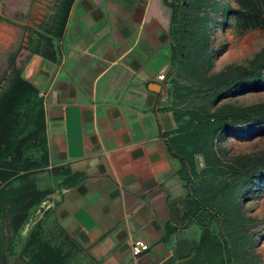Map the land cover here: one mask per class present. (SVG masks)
Segmentation results:
<instances>
[{
	"label": "crops",
	"instance_id": "obj_1",
	"mask_svg": "<svg viewBox=\"0 0 264 264\" xmlns=\"http://www.w3.org/2000/svg\"><path fill=\"white\" fill-rule=\"evenodd\" d=\"M165 1L69 0L62 13L37 4L23 33V77L43 103L45 169L60 187L49 199L87 264H187L199 239L186 237L190 221L175 210L191 183L167 109ZM17 34L1 21L0 45ZM136 241L147 245L137 257Z\"/></svg>",
	"mask_w": 264,
	"mask_h": 264
},
{
	"label": "rangeland",
	"instance_id": "obj_2",
	"mask_svg": "<svg viewBox=\"0 0 264 264\" xmlns=\"http://www.w3.org/2000/svg\"><path fill=\"white\" fill-rule=\"evenodd\" d=\"M39 1L32 3L35 6L32 7L33 11L29 12V18L35 16L37 4L42 5ZM179 1V12L183 18L182 31H190L191 27L187 26L191 25L195 27L194 32L197 34L193 39L184 33L188 38H185L187 42L182 44L190 43L189 49L179 46L180 56L175 61L170 59L165 81L167 91L172 92L168 96V105L177 116L179 122L177 131L188 132L193 139L192 143L197 147L195 150L200 152V155L193 159L196 171L189 173L192 183L190 195L199 199L201 207L207 214L213 212L211 207L217 210L215 213L217 223L214 224V221L211 225L212 228L217 226V231L210 233V243L217 244L214 237L216 235L224 237L228 245L226 255L230 264H264V179L249 177L240 184H233L228 193L221 192L235 169L264 152V121L218 128L217 122L210 119L232 110L264 105V68L259 71L261 87H255L250 83H238L216 94L205 83L207 79L218 76L229 67L247 68L257 54H264V30L250 31L242 36L235 35L230 13L235 6L230 0ZM1 3L0 18L13 25L18 34L12 44L0 45V87L4 85L9 75L8 63L12 60L16 65H22L27 60V52L22 49L25 43L22 39L28 24L29 9L27 0L26 3L21 0H1ZM164 4L166 5L165 2ZM226 4L231 8L226 9ZM183 37L178 36V41ZM213 95L215 97L210 98ZM42 106L43 103L38 99L23 106L20 120L8 137L10 147L0 152V227L7 225L4 219L5 212L17 202L13 199L22 193L20 190L22 184L25 187L35 186L40 190L51 189L52 194L60 188L53 184L51 176L43 167V152L40 148L26 149L20 167L7 164L9 153L14 150L17 142L39 127L42 122ZM198 140L199 144L196 143ZM23 174L33 175L29 180L27 178L24 180L20 177ZM24 190L27 192V189ZM49 196L42 202L49 208L38 207L32 211L18 237L10 241L11 251L2 246L3 239H0V259L1 256L4 257L8 264H27V260L23 263L21 252L34 223L45 211H50V223L47 227L54 229L53 227L57 225ZM190 228L192 231H189L186 237L195 238L193 230L199 233V228L195 225H191ZM2 233L5 235V230L3 232L0 230V235ZM213 251L209 250V253ZM68 253L70 260L68 264H87L83 254L75 251ZM205 258L206 261L203 262L200 258L193 264H209L208 258ZM31 262L40 264L37 258Z\"/></svg>",
	"mask_w": 264,
	"mask_h": 264
},
{
	"label": "trees",
	"instance_id": "obj_3",
	"mask_svg": "<svg viewBox=\"0 0 264 264\" xmlns=\"http://www.w3.org/2000/svg\"><path fill=\"white\" fill-rule=\"evenodd\" d=\"M67 1L69 0H63L62 6L59 8L61 13L66 9L64 4L67 5ZM230 2L235 6L234 10H230L233 20L232 30L235 35L242 36L250 31L264 30V0H230ZM165 3L166 7L168 6L171 10L168 38L170 43V59L171 61H175L180 56L179 46L189 49L190 43L182 44L183 42H187L185 41V38H188L187 36H189L194 39L197 33L194 32L195 27L191 25L187 26L191 27L190 31H182L181 25H183V18L179 12V0H166ZM1 5L2 3L0 0V8ZM230 8L231 6L227 5L226 9ZM0 20L2 21L3 19L0 18ZM184 33L187 36H185ZM180 35H183L184 37L181 41H178V36ZM51 45H53V43L49 42L48 47ZM8 67L9 75L4 85L0 87V152L6 151L10 147L8 137L14 126L20 120V111L23 106L32 102L34 99L41 100L42 102V99L38 96V91L23 77L24 64L16 65L14 61L11 60L8 63ZM262 68H264V54H257L247 68L240 66L229 67L225 72L218 76L211 77V79L209 78L210 80L207 79L205 83L208 84L216 94L223 92L238 83H250L255 87H261L259 71ZM167 94V101L169 103L168 96H170L172 92L167 91ZM214 97L215 95L210 98ZM167 109L173 111L169 105ZM41 117L42 122L39 127L21 138L17 142L14 150L9 153L7 164L20 167L21 163H23L22 156L26 149L40 148V151L43 152V167H47L43 106L41 109ZM175 118L177 121L175 152L184 158L186 163L184 172L187 175L189 169L190 173L196 171L194 169L193 159L195 156H199L200 152L195 150L197 147L192 143L193 139L189 136L188 132L177 131L179 128V122L177 116H175ZM210 119H212V122H217V126L216 123L214 126L218 128L229 125H242L264 121V105L247 109L232 110L226 114H219L218 116L210 117ZM196 143L199 144L200 140ZM183 146H185V152L182 151ZM187 148H189V152L187 151ZM64 170L65 169L62 170L63 173L67 172ZM18 171L24 172L25 170ZM16 172L17 171H15V173ZM19 175H21V173ZM31 175L33 174H23L20 177L24 178V180H26V178L29 180ZM249 177H255L259 180H262V178L264 179V152L259 157L252 158L246 163H243L239 168L235 169L234 173L230 176V181L225 184L221 192L227 191L228 193L233 184H240ZM68 180H63L61 185L66 184L64 182H68ZM186 182L191 183L188 178L186 179ZM67 185L69 184L67 183ZM20 188L22 193L13 199L17 202L11 205L9 210L5 212L6 216L4 219L7 221V225H1L0 227L1 232L4 230L6 232L5 235H3V233L0 235V239H3L1 241L2 246H6V250L8 251H11L10 241L12 242L18 237L21 229L27 224L32 211L38 207L41 208V203L52 194L51 189L40 190L35 188V186L25 187L24 184H22ZM24 189H27V192ZM211 209L213 212L207 214L205 209L201 207L200 201L196 196H188L183 199L180 204L176 203L175 205L176 212L181 213L182 218H188L190 225H195L200 230L199 239L197 241L189 242L190 246L188 250L192 254V257L191 259L189 258L187 264H193L195 263V260L198 261L200 258L201 261L204 262V260L206 261L205 257L208 258L209 264H230L226 255L228 245L224 237L220 234L218 236L216 235L214 237L217 240V244L216 242H211L212 244L210 243V233H216L217 231V226L216 228H212L211 225H213L214 221V224H216L218 220L217 215L215 216L217 210L212 207ZM50 215V211H45L42 217L38 219L30 229V232L26 237L25 247L21 252L23 263L27 260V264H32L31 260L37 258L39 261L38 263L40 264H68L70 261L68 251H75L83 254L77 243L71 240L58 225H55L53 227L54 229H49L47 227L50 223ZM185 244L187 243L185 242ZM209 250L214 251L209 253ZM0 262L1 264H8L6 259L2 256Z\"/></svg>",
	"mask_w": 264,
	"mask_h": 264
},
{
	"label": "flooded vegetation",
	"instance_id": "obj_4",
	"mask_svg": "<svg viewBox=\"0 0 264 264\" xmlns=\"http://www.w3.org/2000/svg\"><path fill=\"white\" fill-rule=\"evenodd\" d=\"M31 2L29 3V9H28V13H27V19L29 20V12L31 11L33 4L36 0H30ZM62 0H47V1H43V6L45 7L44 9L47 11H52V12H56L57 10L59 11V8L62 6ZM33 3V4H32ZM33 21V20H32Z\"/></svg>",
	"mask_w": 264,
	"mask_h": 264
},
{
	"label": "built area",
	"instance_id": "obj_5",
	"mask_svg": "<svg viewBox=\"0 0 264 264\" xmlns=\"http://www.w3.org/2000/svg\"><path fill=\"white\" fill-rule=\"evenodd\" d=\"M158 79L160 81H162V80H164V76H160V77H158ZM41 207L43 209H48L49 208V206L45 202L42 203ZM145 250H147V245H145L144 243H142L140 241L134 242L133 245L131 246L132 255L135 256V257L139 256Z\"/></svg>",
	"mask_w": 264,
	"mask_h": 264
},
{
	"label": "water",
	"instance_id": "obj_6",
	"mask_svg": "<svg viewBox=\"0 0 264 264\" xmlns=\"http://www.w3.org/2000/svg\"><path fill=\"white\" fill-rule=\"evenodd\" d=\"M152 86H154V85H152ZM154 87L159 88V86H154ZM154 91H156L155 93H157L159 90L158 89L157 90H153V92Z\"/></svg>",
	"mask_w": 264,
	"mask_h": 264
}]
</instances>
